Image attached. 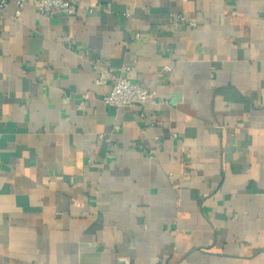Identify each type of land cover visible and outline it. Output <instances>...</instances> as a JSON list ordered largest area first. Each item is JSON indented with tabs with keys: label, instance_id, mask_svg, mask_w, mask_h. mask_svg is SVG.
<instances>
[{
	"label": "crops",
	"instance_id": "0c3cea01",
	"mask_svg": "<svg viewBox=\"0 0 264 264\" xmlns=\"http://www.w3.org/2000/svg\"><path fill=\"white\" fill-rule=\"evenodd\" d=\"M72 1L0 8V264H264V0Z\"/></svg>",
	"mask_w": 264,
	"mask_h": 264
},
{
	"label": "built area",
	"instance_id": "2783aa9c",
	"mask_svg": "<svg viewBox=\"0 0 264 264\" xmlns=\"http://www.w3.org/2000/svg\"><path fill=\"white\" fill-rule=\"evenodd\" d=\"M26 2H31L36 10L45 16H55L59 13L74 14L76 12V4L72 0H14L16 5L14 11V18H17ZM8 5L6 0H0V8H5ZM169 23L174 28L188 24L189 26H195L196 22L192 19L186 18L182 14L171 13L169 14ZM95 66L99 69V72L95 76L96 84H109V90L102 97V101L105 105L112 106L116 110L118 109H133L142 108L145 104H155V100L149 93L148 89L141 86L138 82L131 81L128 78L122 77L112 72V70L106 67L102 62L97 61ZM165 70H169L166 66ZM87 96H82L76 104V108L82 109L84 107V101ZM148 155H153V150L148 151Z\"/></svg>",
	"mask_w": 264,
	"mask_h": 264
}]
</instances>
